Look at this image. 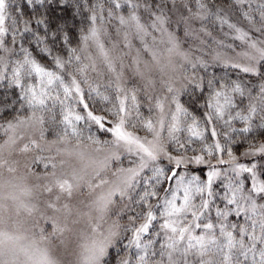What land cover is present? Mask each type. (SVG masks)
I'll list each match as a JSON object with an SVG mask.
<instances>
[{
    "label": "snow or ice",
    "instance_id": "snow-or-ice-1",
    "mask_svg": "<svg viewBox=\"0 0 264 264\" xmlns=\"http://www.w3.org/2000/svg\"><path fill=\"white\" fill-rule=\"evenodd\" d=\"M0 264H264V0H0Z\"/></svg>",
    "mask_w": 264,
    "mask_h": 264
}]
</instances>
